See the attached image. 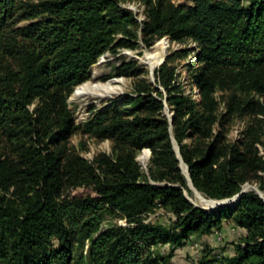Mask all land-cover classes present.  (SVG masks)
I'll use <instances>...</instances> for the list:
<instances>
[{"label": "trees", "instance_id": "16d2710c", "mask_svg": "<svg viewBox=\"0 0 264 264\" xmlns=\"http://www.w3.org/2000/svg\"><path fill=\"white\" fill-rule=\"evenodd\" d=\"M135 1L143 21L122 7ZM164 38L196 45L187 84L175 62L192 51L182 49L156 70L159 89L141 81L136 97L75 123L69 98L102 56ZM133 69L122 64L108 78ZM237 119L250 122L232 143ZM80 129L111 141L113 154L88 161L70 150ZM263 138L264 0H0V264H171L176 250L224 221L246 234L220 264H264L261 197L250 191L217 211L196 207L174 148L175 140L194 187L223 200L248 182L264 192ZM145 149L148 173L136 160ZM160 210L168 224L147 222ZM117 218L127 226L98 234Z\"/></svg>", "mask_w": 264, "mask_h": 264}, {"label": "rangeland", "instance_id": "374dc122", "mask_svg": "<svg viewBox=\"0 0 264 264\" xmlns=\"http://www.w3.org/2000/svg\"><path fill=\"white\" fill-rule=\"evenodd\" d=\"M177 4H190L191 0H174ZM123 8L128 9L136 14L140 21L145 19V6L141 1H135L132 3H126L122 5ZM29 22L24 21L17 25V27H22L27 25ZM162 40H165L162 39ZM155 40L152 43L151 47H148L143 40L138 42L137 48L134 50L122 49L116 55H112L111 53H106L105 56L101 57L99 61L95 64L97 69L95 71V77L101 83H106L111 80H120L123 81V89L124 93L110 98L105 102H97L92 103L88 108L83 111H80V107L76 103H72L69 98V106L71 111L73 112V116L75 119V123L77 125H83L88 119L92 116V110H99L103 107L109 106V102L111 100H117L121 97H125L127 95L137 96L134 94L135 85L141 81H146L149 84H155V86L159 89V85L156 84L155 72L161 66V63L165 59L166 56L175 53L176 51H180L182 49H191L190 54L183 59H179L175 62V67L177 68V73L181 76V80L186 83V79L188 77V71L185 68L187 64L194 61L195 54L193 49L195 48V44L193 42L186 43H171L170 41H162ZM104 58L106 62L100 63L101 59ZM167 58V57H166ZM122 64H133L134 69L131 71L133 73L132 76L129 77H121V78H108L110 75H113L116 71V68L121 66ZM94 65V66H95ZM152 72H154V77L152 76ZM93 73V67L91 68V78ZM91 78L89 79L91 81ZM104 78V79H103ZM108 78V79H106ZM106 79V80H105ZM88 80V81H89ZM87 82V81H86ZM191 87L186 85V91L189 93ZM162 91V90H161ZM71 97V96H70ZM194 98L198 99L199 94L198 91L194 90ZM169 114H173L167 108ZM250 120L249 119H237L230 129V133L228 135V139L230 142L234 143L240 140L243 137V132L246 130ZM264 139V138H263ZM68 148L72 151L77 152L80 156L84 157L88 161H92L98 155H112V143L109 140H97L96 138H92L89 135H85L83 130L80 129L77 131L75 135H73L69 142ZM149 149H145L138 153L136 160L141 166L144 173H148L151 153L148 151ZM151 152V151H150ZM146 158L147 162L143 163L142 159ZM182 170V169H181ZM184 170V169H183ZM183 172V171H182ZM185 172V171H184ZM249 185V186H247ZM250 187L251 190H257L260 192L261 196L264 194L259 188V185L255 182L246 183L245 185ZM243 186V187H244ZM257 188V189H255ZM204 200L208 202L210 201L205 195L200 193ZM188 195V194H187ZM192 202L200 207H202L198 201H196V197L194 192L192 191L191 195H188ZM195 200V201H194ZM213 200V199H212ZM236 202H232L229 205H234ZM205 208V207H204ZM218 209L212 210L217 211ZM172 216L163 210L157 211L156 214L150 216L147 222L154 220L159 223L168 224L170 218ZM113 226H127V222L124 219H107L101 226L100 233L106 231L107 229ZM246 234L245 230L239 229L235 227L230 221H224L223 228L219 231H215L211 236L206 237H193L191 238L187 244L176 250L174 257L171 260V264H201V262L205 261H213L212 264H220L221 258L231 257L235 254L234 243L240 242V239L244 237ZM90 246V241L86 242L84 248V254H87V251ZM168 251V247L162 249V251Z\"/></svg>", "mask_w": 264, "mask_h": 264}, {"label": "bare ground", "instance_id": "6f19581e", "mask_svg": "<svg viewBox=\"0 0 264 264\" xmlns=\"http://www.w3.org/2000/svg\"><path fill=\"white\" fill-rule=\"evenodd\" d=\"M103 62H106L104 58L101 59L100 63L102 64ZM123 83L124 82L120 80H111L106 83H101L94 75L91 81H88L83 85H81L80 87H78L74 91L70 99L72 103H76L80 107V111H83L86 108H88L92 103L95 104L97 102H105L108 101L110 98L123 94L124 93V89L122 87ZM142 161L143 163H145L147 162V159L143 158ZM183 169L185 171V174H187V169L185 165H183ZM246 188L251 189L250 187L247 186ZM194 194L196 197V201H198V203L202 207L211 209V208H215L218 205V203L216 202L207 203L204 200L203 196L197 191H194ZM262 197L264 198V194H262Z\"/></svg>", "mask_w": 264, "mask_h": 264}, {"label": "water", "instance_id": "95a60500", "mask_svg": "<svg viewBox=\"0 0 264 264\" xmlns=\"http://www.w3.org/2000/svg\"><path fill=\"white\" fill-rule=\"evenodd\" d=\"M165 39H167L168 41H170L169 38H165ZM104 56H105V55H104ZM102 57H103V56H102ZM166 57H167V56H166ZM166 57H165V59L163 60V62L161 63V65L165 62ZM152 76L154 77V72H152ZM76 89H77V88H76ZM76 89H75V90H76ZM75 90H74V91H75ZM69 102H70V100H69ZM165 114L169 117L170 121L173 123V116H174V114H169L168 110H166V113H165ZM174 148H175V151H176V153H177V157H178V159L180 160V167H181V169H182V171H183V174H184L185 177L187 178L188 186H189L190 190L193 191V192H194V191H197L198 193H200V192L194 187V185H193V183H192V180H191V178H190V174H189V167L184 163V161H183V159H182V157H181V154H180L179 146H178V144H177V142H176L175 140H174ZM148 151H149V153H151L150 150H148ZM183 165H185V167H186V169H187V174H185V172H184V170H183ZM247 186H249V185H247ZM250 191H252V190H251V189H247V188H245V186H244V187L242 188V191H241L238 195H236L235 197H233V198L223 199V200H212V199H209L210 201H213V202L218 203V205H217L215 208H211V209H207V208H204V207H200V206L194 204L190 198H189V200H190V201H191L196 207H200V208L205 209V210H207V211H212V210H215V209H220V208H222V207H226V206H228V205H229L230 203H232V202H239L241 196H242L243 194L247 193V192H250ZM253 191H255V192L261 197V199L264 201V198L261 196L260 192H258L257 190H253Z\"/></svg>", "mask_w": 264, "mask_h": 264}]
</instances>
